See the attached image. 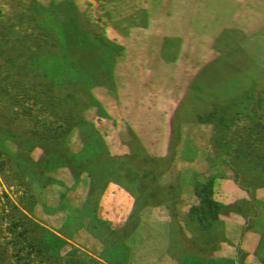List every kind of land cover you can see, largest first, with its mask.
Wrapping results in <instances>:
<instances>
[{"label": "rangeland", "instance_id": "rangeland-1", "mask_svg": "<svg viewBox=\"0 0 264 264\" xmlns=\"http://www.w3.org/2000/svg\"><path fill=\"white\" fill-rule=\"evenodd\" d=\"M108 1H35L0 54V264H264V0Z\"/></svg>", "mask_w": 264, "mask_h": 264}, {"label": "trees", "instance_id": "trees-1", "mask_svg": "<svg viewBox=\"0 0 264 264\" xmlns=\"http://www.w3.org/2000/svg\"><path fill=\"white\" fill-rule=\"evenodd\" d=\"M35 1H39L40 2V0H27V1L26 0H9V2L11 4L10 7H9L6 4V0H2V2L0 4V54L1 55H2V53H6L7 52L6 49H10V46L13 47V40H12L13 37L12 36H14V35L12 34L13 31H11L12 30V25L20 26L21 29H24L26 32H29V33L30 32H34V22H33L34 18L32 17L31 9L36 5ZM59 1H61V0H50V4H51V6L53 5L55 7V6L59 5ZM162 1L163 0H159V2H162ZM104 2H105V5L109 4L108 0H106V1L104 0ZM152 2H153V0L150 1V3H152ZM128 5L129 4H127V6H126V10H130ZM27 6H29L31 8L28 9ZM137 11H138V8L136 7L135 13ZM23 12H24V14L22 15ZM72 15L74 16V14H72ZM40 18L42 20V23H44V25L46 26V22H48V20L46 21V19H45V17L43 15H40ZM49 22L51 23V22H55V21H49ZM56 22L59 23L60 21H56ZM6 23H8V24H6ZM51 26L57 27V25H55V26L51 25ZM135 27H136V29L138 28L137 25ZM73 30H79V29L74 26L71 31H73ZM14 40H15V37H14ZM134 41H135L134 38L129 37V45H130L129 47H131V49H132ZM137 41L146 44L144 46V49H145V52H147V54H149L148 50L153 52V53L150 52L151 54H154V53L156 54V51L153 48L148 46L147 40H143V39L139 38V40H137ZM158 41L161 42L159 37H158ZM15 42H17V40H15ZM18 42L21 44V41H18ZM26 46L24 48H26ZM16 47H18V46H16ZM21 47L22 46H20L19 48H21ZM139 47L140 46H138L137 48H139ZM134 48H135V46H134ZM134 48L130 52V55H129V53L127 55L129 57H137L138 58L137 52H139V51L138 50H134ZM22 49H23V47H22ZM49 52H50V50H49ZM133 52L135 54H133ZM46 53H48V52L45 51V54ZM47 55H49V54H47ZM158 55L160 56V54H158ZM85 66H86V62L84 64V67ZM87 67H88V64H87ZM79 75L81 76V74H79ZM79 75H78V77H79ZM32 86H33V83H32ZM82 86H84V85H82ZM35 88L38 89V86H36ZM81 88L82 87L80 85L79 93H80ZM53 105H58V98H56V100L53 102ZM137 153H139V151L136 152L135 155H137ZM4 172H5V170H4ZM4 174L6 175V173H4ZM10 174L12 176H10V178L8 177V179H6V180L10 184H13L14 183L13 179H14L15 173L14 174L10 173ZM7 176H8V174H7ZM152 240L153 239H149L148 240V244L150 242H152ZM128 243L129 242L125 243L124 245H122V246H120L118 248L112 249V251H114L113 253H111L112 252L111 250H109V252L108 251L101 252V253H105V254H104V261L101 262L100 264H116V263L120 262L121 260H123V259H125L127 257H130L133 254H135L137 252L136 250L139 251V250L143 249V247H146V246L141 245L140 247H137L135 250H133L131 248L125 247ZM97 252H94L92 254L87 255L86 258L83 259L80 263L81 264H92L93 261H90V260H92L91 257H93V255L96 254Z\"/></svg>", "mask_w": 264, "mask_h": 264}, {"label": "clouds", "instance_id": "clouds-1", "mask_svg": "<svg viewBox=\"0 0 264 264\" xmlns=\"http://www.w3.org/2000/svg\"><path fill=\"white\" fill-rule=\"evenodd\" d=\"M158 124L166 126L167 134L162 135V143L166 148L173 153L177 151V148L184 153L193 152L192 145L189 142L190 131L175 116H170L167 121L154 122V129L158 130Z\"/></svg>", "mask_w": 264, "mask_h": 264}]
</instances>
